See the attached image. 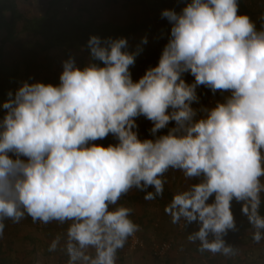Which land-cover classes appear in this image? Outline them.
<instances>
[{"label": "clouds", "instance_id": "9594fccd", "mask_svg": "<svg viewBox=\"0 0 264 264\" xmlns=\"http://www.w3.org/2000/svg\"><path fill=\"white\" fill-rule=\"evenodd\" d=\"M161 18L171 26L167 43L137 81L130 67L147 37L129 50L126 38L93 35L88 62L69 56L57 85L24 81L8 92L0 238L6 220L68 223L49 252L64 251L67 264H116L141 230L118 201L132 189L146 201L163 197L173 170L195 182L177 189L165 213L183 228L197 224L187 239L200 252L236 254L224 239L237 230L233 200L253 241L264 239V16L257 28L238 0H190ZM201 86L218 98L201 103ZM139 117L151 123V138H140ZM109 135L115 144L95 143Z\"/></svg>", "mask_w": 264, "mask_h": 264}, {"label": "rangeland", "instance_id": "374dc122", "mask_svg": "<svg viewBox=\"0 0 264 264\" xmlns=\"http://www.w3.org/2000/svg\"><path fill=\"white\" fill-rule=\"evenodd\" d=\"M36 1L37 3L33 5H30L28 2L25 3L26 1L22 5V8L24 6L25 10L32 6L31 16L32 14L40 15L46 9L47 0ZM118 1V6L120 7L118 10L120 12L115 13L112 12L114 11L113 9H108V0H57L56 7L65 6L72 14H74L73 11L76 12L77 10L78 12L80 10L82 17L86 21L95 20L100 23L110 21L115 25H126L130 21L140 23L141 21L148 20L152 27L150 30L144 34L127 39L130 45L129 50H135L136 45L141 39L147 37L150 46L144 45L142 52L145 51V47L151 49L147 50V53L150 54L145 56L148 57V63V61H153V57L150 56L158 55L162 52L164 45L167 43V34L170 32L171 26L169 24H167L166 28L162 26V20L166 19L161 18L162 11L168 9L179 13L187 3H190V0ZM86 4L87 6H84ZM239 13L247 14L256 23L257 28H259L261 23L260 17L264 16V0H243ZM20 38L15 43L9 44L10 48L7 50L5 58L6 63L21 61L22 53L29 51L28 53L31 55L33 61L30 59L23 61L27 62L30 60L31 67L28 69L26 63L21 65V83L26 81V73H30L36 78V82L57 85L59 83V75L63 71L62 62L67 60L69 56H72L80 67H83L89 59L87 53L83 50L71 51L69 47H56L47 51L45 47L41 48V44L37 43L38 48L36 45H33L31 37L25 38L23 36ZM26 47L30 50H26ZM139 58L138 56L136 59L139 60ZM138 63L135 61V65L130 67L134 81H137L145 73V70L137 68ZM32 64L35 68L32 67ZM34 70L39 72L37 77ZM185 79L189 82L193 80V77L186 74ZM198 94H201V103L203 104L211 103L210 100L218 98L213 97L212 93L208 89L203 88V86L198 89ZM218 95L219 93H217ZM136 122L140 138H147L149 135L148 125H151V123L144 117H139ZM111 138L113 137L111 136ZM95 143L102 145V140ZM165 175L168 183L164 186V192L169 195L171 194L172 197L178 188L186 187L189 183L195 182L186 180L180 171L170 170ZM135 192L136 189H132L127 195L134 197ZM164 199L168 203L171 201L170 197H165ZM212 199L214 197L210 198L209 203L212 202ZM262 200H264V194H262ZM123 206L133 210L130 219L139 225L141 229L135 236L144 241V247L130 250L127 241L124 248L117 252L116 264H190L193 261L196 264H264V239L259 243L253 241V229L247 217L241 212L242 203H238L235 200L232 201L231 210L237 230H230L224 239L227 245L236 248V254L227 257L219 253L200 252L198 250L199 243H190L187 239L188 235L193 231H198L197 224L193 222L187 231L179 232L177 224L171 223V217L165 213L166 206L156 199L152 201L144 199L139 201L131 200ZM4 223V235L0 239L11 251L9 254L10 259L8 258L7 260L8 264H60L59 253L64 251L58 249L55 252H49L48 247L53 240L52 237L55 238L57 235L63 236L66 233L68 223L60 224L59 222L56 223V221L48 224L41 222L33 223L30 217L24 218L19 223H13L11 220H6ZM50 228L54 230L53 236L49 232ZM234 232L237 234L233 235ZM166 240H173L175 244L177 243V248L175 247L173 252L166 258H155L154 249L156 245Z\"/></svg>", "mask_w": 264, "mask_h": 264}, {"label": "trees", "instance_id": "16d2710c", "mask_svg": "<svg viewBox=\"0 0 264 264\" xmlns=\"http://www.w3.org/2000/svg\"><path fill=\"white\" fill-rule=\"evenodd\" d=\"M35 1L36 0H0V104L8 99L7 94L9 91L15 93V91L20 87V75L22 70L21 65L26 63L28 65V69H30V60L33 61L31 55L28 53L29 51H25V53H22L21 61L18 60L6 63L5 57L7 50L10 48L9 44L15 43L17 40L21 39L20 37H31L33 45H36L38 48V44H41V48L45 47L47 51L56 47H69L71 51L83 50L89 57L87 42L93 35L98 36L101 39H107L109 37L113 39H128L130 37H136L139 34H144L152 28L151 23L149 24L148 20L141 21L140 23L130 21L126 25H115L110 21L102 23L95 20L86 21L84 17H82L80 10H78V12L77 10L76 12L73 11L74 14H72L65 8V6L56 7L57 0H47L46 9L40 15L32 14L31 16L32 6L25 10V7L23 6L22 8V5L24 2H28L30 5H33L37 3V1ZM118 2V0H108V9H113L114 11L112 12L114 13L120 12L118 10L120 9ZM238 3L240 8L243 5V0H238ZM84 6H87V4ZM167 24H169L168 21L163 19V28H166ZM147 46H150V44L147 43ZM25 49L30 50L29 48L27 49V47ZM147 50L151 49H149V47H145V51L139 55L140 61L136 59L137 63L139 62L137 68L140 70H146L149 65L152 67L156 66L161 55V53H159L158 55L150 56L153 57V61H148L147 63L148 57L145 56L150 54L147 53ZM27 59L30 60L23 62ZM32 67L35 68L33 64ZM34 73L36 74V77L39 75L38 71L34 70ZM29 78H31V80ZM26 81L36 82V78L33 77L32 74L26 73ZM4 114L5 110L0 109V119H2ZM151 126L152 125H148V128ZM162 134H166V130H162ZM149 138H151V136H149ZM116 142L117 141L109 135L107 138L102 140V145L106 147L108 144H115ZM148 190L153 191L154 189L150 187ZM143 195L144 193L139 192L138 190H136L134 197H129L127 194L123 195L118 201V205H125L131 200H142ZM165 197H170V199H172L171 194L169 195L164 192L163 197H157L156 200L162 202L166 206L168 202L165 201ZM260 211L261 214L264 215V203H262ZM147 220L151 221L149 219ZM49 232L51 236L54 235V230L51 228L49 229ZM236 234V232L233 233V235ZM52 238L54 239V237ZM10 252V249L4 245L0 239V264H8L7 260L8 258L10 259ZM59 255V263L67 264L69 259L67 254L65 252H60ZM155 258L158 259L157 256H155ZM191 264L196 263L193 261Z\"/></svg>", "mask_w": 264, "mask_h": 264}, {"label": "built area", "instance_id": "2783aa9c", "mask_svg": "<svg viewBox=\"0 0 264 264\" xmlns=\"http://www.w3.org/2000/svg\"><path fill=\"white\" fill-rule=\"evenodd\" d=\"M190 225H187L186 228L182 227V222L181 224H177V229L179 232H185ZM177 244V243H176ZM175 242L172 240H166L161 243H158L154 249V255L157 256L158 258H165L167 257L175 248L176 246ZM144 247V241L141 240L139 237H129L128 240V248L130 250H135L138 248H143Z\"/></svg>", "mask_w": 264, "mask_h": 264}, {"label": "crops", "instance_id": "0c3cea01", "mask_svg": "<svg viewBox=\"0 0 264 264\" xmlns=\"http://www.w3.org/2000/svg\"><path fill=\"white\" fill-rule=\"evenodd\" d=\"M150 135L147 136V138H149ZM211 203V202H210ZM184 244V243H183ZM191 264V263H190Z\"/></svg>", "mask_w": 264, "mask_h": 264}]
</instances>
